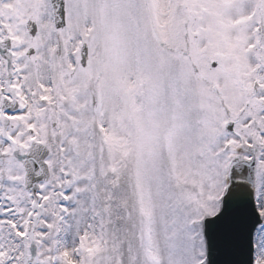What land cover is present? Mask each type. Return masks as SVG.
Here are the masks:
<instances>
[{
  "label": "snow or ice",
  "instance_id": "6c2138e0",
  "mask_svg": "<svg viewBox=\"0 0 264 264\" xmlns=\"http://www.w3.org/2000/svg\"><path fill=\"white\" fill-rule=\"evenodd\" d=\"M0 264H264V0H0Z\"/></svg>",
  "mask_w": 264,
  "mask_h": 264
}]
</instances>
